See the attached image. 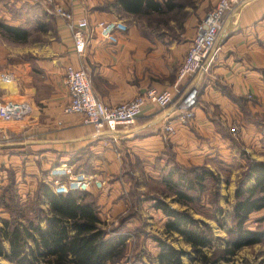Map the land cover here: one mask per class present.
Returning <instances> with one entry per match:
<instances>
[{
  "label": "crops",
  "instance_id": "obj_1",
  "mask_svg": "<svg viewBox=\"0 0 264 264\" xmlns=\"http://www.w3.org/2000/svg\"><path fill=\"white\" fill-rule=\"evenodd\" d=\"M56 1L76 18L87 19L85 50L82 56L75 54L70 32L59 17L55 36L50 35L47 43L0 45V70L12 78L0 85V98L26 99L32 104L30 115L21 121L0 119V192L14 180L21 200L26 201L39 182L49 181L52 166L67 163L102 180L100 214L115 217L124 210L125 201L118 180L112 178L121 170L135 168L132 164L137 163L138 171L157 174L171 162L211 169L217 161L242 162L245 155L264 160V0H246L225 15L211 68L182 82V89L199 91L194 118L186 126L174 123L173 134L162 129L167 120L175 121L173 107L160 109L147 103L130 127L114 131L97 130L84 122L83 115L64 113L69 102L63 83L65 68L68 64L83 67L95 97L106 106L126 102L148 87L171 88L196 22L201 20L197 14L205 2L217 0H197L192 17L178 22L182 30L177 35L144 34L137 18L117 0ZM38 3L0 0V18L18 26L30 20L28 12ZM100 20L125 26L124 20L129 27L116 32V42H108L98 34ZM173 20L168 17L167 22H177ZM232 122L240 128L238 138L228 132ZM89 190L97 192L93 186Z\"/></svg>",
  "mask_w": 264,
  "mask_h": 264
},
{
  "label": "trees",
  "instance_id": "obj_2",
  "mask_svg": "<svg viewBox=\"0 0 264 264\" xmlns=\"http://www.w3.org/2000/svg\"><path fill=\"white\" fill-rule=\"evenodd\" d=\"M117 1L123 10L136 18L169 15V18L175 19V14L183 10L186 4L183 0ZM174 12V16H171ZM154 27L160 29L158 23ZM0 31L18 42H25L28 37L26 29L1 20ZM175 164L177 167L165 169L163 181L173 190L175 201L180 204L186 205L192 201L193 197L187 191L203 189V181L207 177H214L218 181L217 175L205 165L183 167ZM179 170L187 173H180ZM247 182L251 184L246 185ZM12 184L11 180L2 190L1 203L6 208L9 205L4 202V193ZM34 195L33 208L30 209L32 218L25 214L27 206L19 200L10 210L13 217L2 220L0 224V257L9 264H106L119 262L123 258L127 237L120 233L108 234L103 228L93 192L56 194L50 182L44 180L39 182ZM234 198V222L229 231L232 236L226 240L223 248L217 250L218 253L214 250L211 255L205 251L211 243L208 224L194 218L189 211H178L164 200L155 198L154 207L166 216L164 233L176 234L190 246L189 250L177 249L165 239L154 237L158 247L156 264H186L182 256L190 254H193L190 261L197 260L199 264H221L220 260L227 263L243 247L261 243L264 230H251L245 226V222L252 212L264 210L263 161L249 162L243 180L235 189ZM40 203L46 205L45 210ZM21 217L24 222L20 221ZM4 241L8 244L7 249Z\"/></svg>",
  "mask_w": 264,
  "mask_h": 264
},
{
  "label": "rangeland",
  "instance_id": "obj_3",
  "mask_svg": "<svg viewBox=\"0 0 264 264\" xmlns=\"http://www.w3.org/2000/svg\"><path fill=\"white\" fill-rule=\"evenodd\" d=\"M38 1L41 3V5L38 3L37 6L33 7V10L28 12V14L30 15L28 18H30V20H26L24 22L18 23V27L26 29L28 31L27 40L25 42L14 41L13 39H11V37L8 34L0 31L1 46L3 47L28 46V45L35 46L37 42L47 43L48 41H50V38H48L50 35L55 36L56 33L55 19L58 18V16L54 14L51 6L44 3L42 0H38ZM183 1L186 3L185 6H187L188 9L186 10L185 9L186 7L184 6L185 8L179 11V13L177 12L178 14H175V12L171 13V16H174L175 14L176 20L184 16L192 17V14L196 11L198 7V4H196L197 0L196 1L183 0ZM245 1L246 0L233 4L231 10L223 14V20L228 12H231L232 9L240 6ZM216 3L210 4L205 2L203 9L204 12L203 10H201L202 12H199L197 14L198 20L202 19L204 15L216 5ZM168 16L167 15L161 17L152 16L150 18L140 17L137 18V20L142 25V32L144 34H148V35L176 34L177 35L182 30V28H179L178 25L179 21H177L176 23L175 22L168 23L166 21L167 20L166 18ZM0 20L7 23L3 18H0ZM122 21L125 23L127 29L129 27L127 22L124 20ZM200 21L196 22L195 29ZM156 23L160 25V29H156L154 27ZM217 43H218V38L216 41V48L218 50ZM217 53L215 59L212 61L210 66L216 60ZM210 66L209 68H211ZM209 68L201 73L207 72ZM262 71L264 74V70ZM197 75L198 74H196L195 76ZM193 77H189V78H193ZM183 81H178L176 74V81L174 83V86L175 84L178 83L179 85L177 87L182 88ZM174 86L167 89H173ZM161 89H165V88H161ZM161 89H157V90H161ZM247 97H249V99H253L250 95H248ZM198 98H199V91L197 93L196 106L198 105ZM168 107H173V106L169 105ZM195 108H194V115H195ZM261 119L262 121H264V117L263 118L261 117ZM168 122H172L173 125L174 123L178 124L176 121L173 122L171 120H167L165 124H167ZM190 122L187 123L186 125L190 124ZM165 124L163 125V127L165 126ZM233 126L237 127V132L235 135L231 134L229 131L230 128ZM162 129L164 133L170 134L165 132L164 128ZM228 132L235 138H238L240 133V128L238 126V123L232 122V124L228 128ZM171 156L172 155H170L169 160ZM241 157L244 160V161L242 160V162L237 161L235 159L231 161L215 162L211 170L215 175H217L218 181L214 177H207L203 181V189L200 190L196 188L189 189L187 191V194H189V196H192L193 200L189 201V203L186 205L180 204L177 201H175L176 196L174 195L173 190H171V188L163 181L165 169L177 167L175 162L173 163L171 162L172 165L168 168H165L164 170L159 169L157 174H154L149 171L147 172L142 171L140 169L138 171L136 169L138 167L137 163L132 164L135 165V168H133L132 166L128 168V170L127 169L121 170L117 174V176L114 175L112 178L113 180H118L120 186L119 193L121 197L124 198L125 201L124 210L122 211V213L117 214L115 217H102L100 214L101 211H100V205L98 204V197L100 191L103 188V182L100 178L96 176V178L101 180L102 185L98 188L93 185L97 190V192H93V193L95 194L94 199L98 206V215L101 221L103 222L102 225L103 228L107 231L108 234L120 233L127 237L126 239L127 247L125 249L123 258L119 262H115V263L107 262L106 264H156L155 257L158 252V247L156 241L154 240V237L165 239L166 242H168L177 249H185V250L190 249V246L185 244V242L182 240L181 237H178L176 234L166 235L164 233V223L166 220V216L162 213L161 210L154 207L153 204L155 198L164 200L165 202L170 204L171 207L174 206V208L177 209L178 211H189L194 218L198 219L199 221L207 223L210 228L211 243L208 247L205 248V251L207 252L208 255H211L212 251L214 250L216 251L215 253H218L217 250L223 248L225 246L226 240L232 236L229 233V231L232 229L234 222L233 214H232V206L235 201L234 192L236 187L240 184V181H242L244 178V173L247 168V165L251 160L264 162V160L262 159H256L254 157L247 155ZM180 165H183V167L185 166L189 167L195 164H180ZM206 167L210 168L209 166ZM178 172L184 174L187 173V171H183V170H179ZM112 179L109 180L113 181ZM12 182H14V180H12ZM248 184H251V182L246 183V185ZM35 192L36 190L33 191L32 195L26 201H22L21 196L17 192V187L15 186V183H13L12 186L8 188L7 192L4 193L5 196L4 202L9 205V207L6 208L5 206L3 207L1 205L2 202L1 201L2 191H1L0 207L2 209L0 210V224L2 220L13 217V215H11L10 210L14 208L15 205L14 203H18L19 200L22 201L23 204H26L27 207H25L26 208L25 214L27 213L28 217L32 218L33 212L30 211V209L33 208L32 201L35 199V195H34ZM143 204L145 205L144 211L142 210ZM40 206L44 208V210L46 209V205L43 206L40 203ZM147 210L149 212H147ZM4 211L7 212L6 215H4ZM3 215L6 217H4ZM20 221L24 222L23 217L20 218ZM245 226L251 230L263 231L264 210L252 212L249 215L248 220L245 222ZM4 246L6 249L8 248L7 247L8 244L6 241H4ZM192 256L193 254L183 255L182 256L183 262L186 264H199L197 260L195 262L190 261V257ZM220 262L221 264H264V239L261 243H256L250 246L243 247L233 257L232 261L225 263L224 261L220 260ZM0 263L9 264L2 257H0Z\"/></svg>",
  "mask_w": 264,
  "mask_h": 264
},
{
  "label": "built area",
  "instance_id": "obj_4",
  "mask_svg": "<svg viewBox=\"0 0 264 264\" xmlns=\"http://www.w3.org/2000/svg\"><path fill=\"white\" fill-rule=\"evenodd\" d=\"M42 1L51 6L54 14L65 22L71 34L73 50L77 56H82L89 31L87 19L76 18L73 11L56 0ZM241 1L244 0H218L216 5L204 15L195 29L194 37L177 70L178 81H185L209 68L218 51L216 41L222 29L223 14L231 10L233 4ZM96 28L100 37L108 42H116V32H123L126 29L119 21L108 20L98 21ZM11 79L9 72L0 70V85L11 82ZM63 83L69 96V102L63 109L64 113L83 115L84 122L92 124L97 130L107 128L109 131H114L119 127L125 128L132 125L147 103L160 108L172 105L175 121L186 125L193 119L197 104V88L191 87L184 90L181 87L178 88L177 83L173 89L157 90L149 87L126 102L106 106L95 97L85 69L76 68L71 64L65 68ZM31 111L32 104L26 99L0 98V119L2 120L21 121L29 116ZM163 128L167 133L175 132L172 122H168ZM229 131L235 135L237 127L233 126ZM49 176V182L56 194L84 192L93 185L97 188L102 185L101 180L95 175L76 171L67 163L52 166Z\"/></svg>",
  "mask_w": 264,
  "mask_h": 264
},
{
  "label": "bare ground",
  "instance_id": "obj_5",
  "mask_svg": "<svg viewBox=\"0 0 264 264\" xmlns=\"http://www.w3.org/2000/svg\"><path fill=\"white\" fill-rule=\"evenodd\" d=\"M10 83V82H9ZM6 84H8V83H6Z\"/></svg>",
  "mask_w": 264,
  "mask_h": 264
}]
</instances>
